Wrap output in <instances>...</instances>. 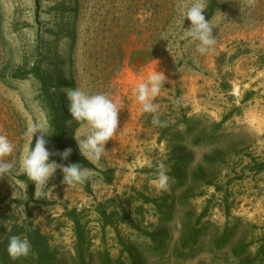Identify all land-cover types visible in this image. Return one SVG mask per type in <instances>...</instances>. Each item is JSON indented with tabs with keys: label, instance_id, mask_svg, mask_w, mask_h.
Listing matches in <instances>:
<instances>
[{
	"label": "rangeland",
	"instance_id": "obj_1",
	"mask_svg": "<svg viewBox=\"0 0 264 264\" xmlns=\"http://www.w3.org/2000/svg\"><path fill=\"white\" fill-rule=\"evenodd\" d=\"M193 2L0 0V134L14 144L4 158L12 175L0 177L6 234L15 226L39 229L56 264H78V230L88 264H103L107 255L112 264H131L132 251L143 264H264V0H218L210 19L216 43L203 55L184 31L191 22L183 23L182 12ZM199 2L206 19L208 1ZM38 61L62 83L67 115L68 88L104 93L120 110L117 133L91 162L103 173L91 170L85 183L67 186L58 168L30 200L20 178L30 143L24 133L39 123L48 141L52 129L39 83L11 76ZM155 70L166 80L153 100L156 113H144L135 89ZM154 115L162 124L152 122ZM73 125L67 123L65 138L80 152L74 132L86 127ZM204 134L213 140L197 144ZM181 147L193 161L174 173ZM49 152L50 161L71 164ZM160 163L167 189L154 183ZM104 211L113 224L104 225ZM226 233L228 243L217 248Z\"/></svg>",
	"mask_w": 264,
	"mask_h": 264
},
{
	"label": "clouds",
	"instance_id": "obj_2",
	"mask_svg": "<svg viewBox=\"0 0 264 264\" xmlns=\"http://www.w3.org/2000/svg\"><path fill=\"white\" fill-rule=\"evenodd\" d=\"M203 6L199 0H194L186 11L182 12L183 23L187 18L191 22L189 29L184 31L192 40L197 41L196 50L200 54L208 53L215 45L210 20H206L203 13ZM166 80L162 72L154 71L146 81L139 83L135 89L137 101L142 106L144 113H156L157 109L153 100L160 93ZM68 101V111L72 118L79 124L86 127V131L78 135L74 132V139L77 142L80 154L88 162H98L105 152L106 143L117 133L118 112L117 104L104 93L89 94L79 88H68L65 92ZM152 122L162 124L158 116L154 115ZM39 133V135H37ZM24 135L30 143L24 150L21 157V167L27 177L35 185V195L46 188L48 180L59 168L63 173V183L67 186L83 184L87 181L90 168L79 163L68 164L67 166L50 161L51 153L46 148L48 143L46 137L50 135L44 126L34 123L27 127ZM35 145L32 146L33 137ZM14 151V144L6 135L0 134V177L11 176L13 164L4 158L10 156ZM62 160H67L71 155V149H65L59 153ZM157 179L154 183L160 189H167L169 176L166 165H157ZM31 245L26 237L12 235L9 237L7 252L13 259L27 256Z\"/></svg>",
	"mask_w": 264,
	"mask_h": 264
},
{
	"label": "trees",
	"instance_id": "obj_3",
	"mask_svg": "<svg viewBox=\"0 0 264 264\" xmlns=\"http://www.w3.org/2000/svg\"><path fill=\"white\" fill-rule=\"evenodd\" d=\"M208 1V15L206 17V20H210L216 10L219 8V2L218 0H207ZM218 66H220V62L218 59ZM12 80L14 81H20V80H26L28 78H34L39 83V92H40V98L44 102V106L48 110L49 113V123L50 127L52 129V136L51 139L48 140V143L46 144V148L48 151L50 149H54L58 151L59 153L63 152L65 149H71V155L67 158L73 163H79L84 167H88L91 170H96V167L91 163L88 162L78 151L73 150L71 147L67 145V139L65 138V127L67 123L72 122L73 129L77 126H80L81 124L72 121V118L70 115H67V113L62 108V103L59 100L60 99V89L62 86V83L59 81L58 78H55L54 76L50 75V73H45V71L42 68L41 61H38L32 65L30 69H18L16 70L13 75L11 76ZM5 78V77H4ZM225 120V119H224ZM186 122L191 125L189 128V132H192L194 129V118L186 119ZM219 126V125H218ZM179 126L176 125V127L173 129L174 136H179ZM164 132L162 135H166L170 132V129H165L164 126ZM167 132V133H166ZM217 132L216 129H213L212 133ZM213 140L212 135H202V137H199L196 140L197 144H200L205 141ZM180 155V156H179ZM178 157V158H177ZM177 163L175 165V172L174 173H185V166H187L189 163L193 161V154L189 153L186 154L185 150L181 147L179 149ZM183 161V164H180L179 162ZM183 166V168L181 167ZM99 173H103L101 171H98ZM106 174V173H104ZM21 180L26 184L29 194H30V200H32L33 196L35 195V185L32 183V181L27 177V175L24 173L22 175ZM182 183V180L179 181ZM148 202H152L151 199H148ZM153 203V202H152ZM166 206V204H165ZM165 206L159 208V211H163L162 208ZM169 211L166 213V217H164V221L168 222L171 219L172 215V207H169ZM104 225H111L113 224L111 216L107 215L104 211ZM6 226H2L0 229V237L3 235V239L0 241V264H56L54 255L51 253L50 248L48 246L47 238L41 234L39 229L36 230H30L27 231L23 227H12L14 228L11 233L6 234L5 232L7 229ZM79 228V226H78ZM78 243H77V260L78 264H88L87 263V256L89 254V246L87 244V240L83 236L82 232L78 230ZM12 235H19L21 237H26L31 245L30 254L27 256H22L16 259H13L9 256L7 252V245L9 241V237ZM154 239V236L158 235H151ZM229 241V234H225L220 240H218L216 247L222 248L225 246ZM131 256V264H143V261L141 260V257L135 252L132 251L130 254ZM103 264H112L111 258L105 256V260ZM119 264H126L125 262H120ZM252 264V263H251Z\"/></svg>",
	"mask_w": 264,
	"mask_h": 264
},
{
	"label": "crops",
	"instance_id": "obj_4",
	"mask_svg": "<svg viewBox=\"0 0 264 264\" xmlns=\"http://www.w3.org/2000/svg\"><path fill=\"white\" fill-rule=\"evenodd\" d=\"M206 257V256H205ZM207 263H204V264H224L223 262L221 263V262H218V263H214V262H211V260H209V261H206ZM190 264H193V263H190Z\"/></svg>",
	"mask_w": 264,
	"mask_h": 264
}]
</instances>
